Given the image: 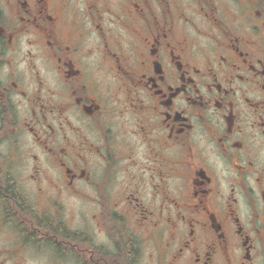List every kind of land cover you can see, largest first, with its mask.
I'll list each match as a JSON object with an SVG mask.
<instances>
[{"label": "flooded vegetation", "instance_id": "obj_1", "mask_svg": "<svg viewBox=\"0 0 264 264\" xmlns=\"http://www.w3.org/2000/svg\"><path fill=\"white\" fill-rule=\"evenodd\" d=\"M0 264H264V0H0Z\"/></svg>", "mask_w": 264, "mask_h": 264}]
</instances>
